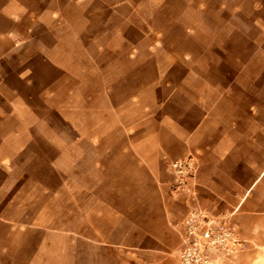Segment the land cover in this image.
<instances>
[{
  "label": "crops",
  "instance_id": "crops-1",
  "mask_svg": "<svg viewBox=\"0 0 264 264\" xmlns=\"http://www.w3.org/2000/svg\"><path fill=\"white\" fill-rule=\"evenodd\" d=\"M156 1L0 0V264H180L191 206L244 241L225 264H264V0L193 10L222 61H138Z\"/></svg>",
  "mask_w": 264,
  "mask_h": 264
},
{
  "label": "rangeland",
  "instance_id": "rangeland-1",
  "mask_svg": "<svg viewBox=\"0 0 264 264\" xmlns=\"http://www.w3.org/2000/svg\"><path fill=\"white\" fill-rule=\"evenodd\" d=\"M227 1L229 10L233 9L234 5L239 4L241 0H168V2L156 1L153 3L141 4V15L135 18L137 26H143L144 20H149V25L153 29H163L165 32L158 35H150L145 39V43L137 54L138 61H147L149 54L146 52V46L154 41L161 45L157 52L158 61H222L223 51L218 49H210L208 46L213 42H219L223 39V35L206 32L207 23L203 22L205 32L196 35L192 38V34L185 35L181 32L183 26L189 27L192 23V14L195 9L216 10L220 4ZM209 4V5H208ZM205 7V8H204ZM186 12L185 17L181 14ZM154 14L153 18L144 19L145 16ZM220 24L219 21H214L213 25ZM113 30L121 29V23L114 21ZM205 26V27H204ZM141 35L139 33L130 34L129 37L133 41H137ZM194 36V35H193ZM102 44L107 43L106 39L101 40ZM112 46L118 47L123 52L125 42L121 46V38L113 40ZM94 54V52L91 50ZM188 59H185V57ZM118 58V59H117ZM100 61H125L123 56L113 57L112 55H103ZM168 164V163H167ZM166 164V170L167 169ZM170 173V172H169Z\"/></svg>",
  "mask_w": 264,
  "mask_h": 264
},
{
  "label": "built area",
  "instance_id": "built-area-1",
  "mask_svg": "<svg viewBox=\"0 0 264 264\" xmlns=\"http://www.w3.org/2000/svg\"><path fill=\"white\" fill-rule=\"evenodd\" d=\"M167 169L174 180L173 190L188 192L195 178V159L188 156L169 162ZM176 226L181 240L176 255L180 264H225L244 249V241L224 215L191 206Z\"/></svg>",
  "mask_w": 264,
  "mask_h": 264
}]
</instances>
